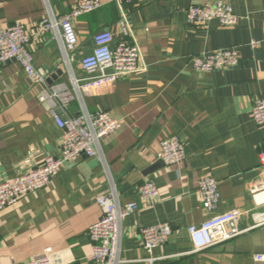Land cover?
I'll list each match as a JSON object with an SVG mask.
<instances>
[{"label":"crops","instance_id":"obj_1","mask_svg":"<svg viewBox=\"0 0 264 264\" xmlns=\"http://www.w3.org/2000/svg\"><path fill=\"white\" fill-rule=\"evenodd\" d=\"M78 0H0V25L22 22L31 36L29 49L47 87H63L72 99L57 107L63 119L84 112L109 113L122 127L100 142V158L81 157L67 164L45 189L25 195L0 212V264H25L56 254L58 264H93L90 227L102 216L101 195L114 194L120 205L139 201L138 190L154 181L159 197L126 218L122 225V264H256L264 254V226L222 245L196 252L188 230L210 216L198 185L218 181V213L238 211L231 229L251 228L264 213V127L251 113L264 98V0H139L124 5L133 35L127 40L142 53L143 72L99 89L83 91L89 75L82 59L94 51V36L105 30L116 42L125 38L115 0L74 21L78 44L64 48L40 23L49 13L69 14ZM224 1L239 18L234 27L214 20L203 28L187 23L191 6ZM236 48L240 63L213 73L193 70L191 58ZM46 86L10 61L0 65V185L60 156L62 131L44 99ZM66 95V94H65ZM62 106V105H61ZM178 136L186 149L180 165L158 160L164 140ZM259 187L258 201L252 190ZM168 224V243L145 249L141 229Z\"/></svg>","mask_w":264,"mask_h":264},{"label":"built area","instance_id":"obj_2","mask_svg":"<svg viewBox=\"0 0 264 264\" xmlns=\"http://www.w3.org/2000/svg\"><path fill=\"white\" fill-rule=\"evenodd\" d=\"M139 0H115L121 10L118 23L120 33L125 38L116 42L115 34L110 30L94 36V51L82 59V69L89 75L82 85L73 81L76 88L83 91L99 89L119 80L138 74L145 70L142 66V53L137 44H131L127 38L133 35L132 26L124 5ZM102 7L100 0H78L74 9L63 17L49 13L40 23L43 32H53L64 48L73 50L78 44L74 21L79 17L94 13ZM217 20L222 26L234 27L239 18L233 7L220 1L214 6H191L187 11V23L193 28H203ZM31 36L22 22L10 26L0 25V65L10 61L17 62L25 74L36 82L46 85V78L35 66L34 55L29 49ZM252 48L264 46L262 41H252ZM192 68L199 73H213L222 69L233 68L240 63V54L236 48L220 49L211 53L195 55L191 58ZM66 94V95H65ZM44 99L51 108V115L57 127L62 131L60 156L47 157L44 162L28 173L13 181L0 185V212L17 204L22 197L48 187L69 163H75L81 157L100 158V142L121 129V121L109 113L98 111L94 114L84 112L80 116L63 119L56 109L64 107L72 99L71 94L63 87H47ZM62 105V106H61ZM253 121L264 127V98L254 102L251 113ZM158 160L166 165H180L186 160L184 143L178 136L166 139L161 144ZM264 165V147L260 153ZM218 181L212 177L203 178L198 185L202 207L210 216L201 226H192L188 233L196 252H202L218 245L225 244L240 235L264 226V213L257 216L255 224L247 230L231 229L240 217L238 211L218 213L221 195ZM259 187L252 190L253 198L258 201ZM139 201L120 205L114 194L101 195L97 198L102 216L89 229L93 244L91 261L93 264H122L120 257L122 243V225L127 217L138 212L141 206L147 207L159 197V189L154 181L144 183L138 190ZM145 249L152 252L168 243L172 229L168 224L141 229ZM256 264H264V254L254 257ZM25 264H58L56 254L47 251L43 258Z\"/></svg>","mask_w":264,"mask_h":264},{"label":"water","instance_id":"obj_3","mask_svg":"<svg viewBox=\"0 0 264 264\" xmlns=\"http://www.w3.org/2000/svg\"><path fill=\"white\" fill-rule=\"evenodd\" d=\"M160 163H162V162H160Z\"/></svg>","mask_w":264,"mask_h":264}]
</instances>
